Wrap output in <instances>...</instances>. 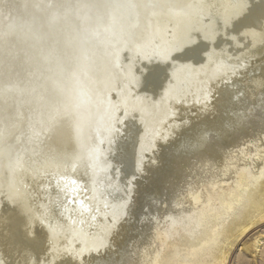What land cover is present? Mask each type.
Segmentation results:
<instances>
[{"label":"bare ground","instance_id":"6f19581e","mask_svg":"<svg viewBox=\"0 0 264 264\" xmlns=\"http://www.w3.org/2000/svg\"><path fill=\"white\" fill-rule=\"evenodd\" d=\"M263 219L264 0H0V264H225Z\"/></svg>","mask_w":264,"mask_h":264},{"label":"rangeland","instance_id":"374dc122","mask_svg":"<svg viewBox=\"0 0 264 264\" xmlns=\"http://www.w3.org/2000/svg\"><path fill=\"white\" fill-rule=\"evenodd\" d=\"M225 264H264V219L249 226L229 251Z\"/></svg>","mask_w":264,"mask_h":264},{"label":"snow or ice","instance_id":"6c2138e0","mask_svg":"<svg viewBox=\"0 0 264 264\" xmlns=\"http://www.w3.org/2000/svg\"><path fill=\"white\" fill-rule=\"evenodd\" d=\"M72 183L75 184V181H72ZM81 203H83V202L81 201Z\"/></svg>","mask_w":264,"mask_h":264}]
</instances>
